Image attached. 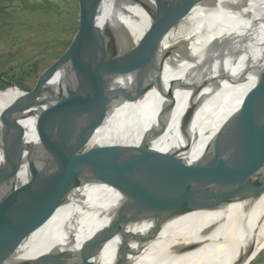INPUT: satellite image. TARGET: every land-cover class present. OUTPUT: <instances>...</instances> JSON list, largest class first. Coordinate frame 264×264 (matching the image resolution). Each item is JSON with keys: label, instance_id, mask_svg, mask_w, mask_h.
<instances>
[{"label": "bare ground", "instance_id": "bare-ground-1", "mask_svg": "<svg viewBox=\"0 0 264 264\" xmlns=\"http://www.w3.org/2000/svg\"><path fill=\"white\" fill-rule=\"evenodd\" d=\"M176 1L146 0L137 4L131 11L134 22L109 40L114 49L120 48L122 62L144 84L153 80L151 71L160 69L164 55L171 49L189 46L185 56L198 57L217 41L234 39L240 33H257L258 44L264 37V24L247 25L237 12L238 2L233 0H197L174 19L152 17L153 13L167 15ZM242 1L258 5L255 11L248 8L244 16L251 21L264 18V0ZM111 24L116 26L117 18ZM171 65L170 74L164 64L161 72V79L171 89L158 93L153 85L144 95L129 91L109 67H97L79 118L76 164L92 172L100 164L127 163L137 154L144 133L153 126L158 113L170 111L166 129H159L151 144L168 162L155 190L172 179L184 162L198 159L222 129L234 123H253L258 118L264 103V62L233 79L197 111L192 131L180 133V116L195 101L209 66L177 53ZM46 96L47 90L37 92L26 111H19L15 108L22 105L26 95L13 88L0 90V162L6 147L20 142L26 148L36 140L34 118ZM111 97L116 101L111 100V107L92 106ZM255 104L258 106L252 108ZM12 109L19 118L6 125L5 114ZM91 157L94 161L86 162ZM231 162L254 187H233L225 178L217 179L207 190L203 209L177 217L139 248L123 252L115 240L95 241L93 235L103 227L104 220H77L76 207L68 203L41 219L13 255L18 264H249L264 248V171L260 169L264 162L253 154ZM81 191V201L95 205L108 203L113 194L105 185L86 186ZM138 199L126 200V204Z\"/></svg>", "mask_w": 264, "mask_h": 264}, {"label": "water", "instance_id": "water-1", "mask_svg": "<svg viewBox=\"0 0 264 264\" xmlns=\"http://www.w3.org/2000/svg\"><path fill=\"white\" fill-rule=\"evenodd\" d=\"M143 1L146 0H102L85 20L67 53L37 89L26 92L11 82L7 83L8 87L26 95L22 105L15 108L24 111L41 87L54 77L46 89L45 103L34 118L36 140L26 148L18 142L2 152L0 264H18L13 255L17 246L41 219L68 203L76 207L77 220H104L103 227L93 235L95 241L107 243L115 240L119 250L125 252L156 237L177 217L203 209L207 190L217 179L225 178L233 187L255 186L236 170L231 161L253 154L264 162V103L256 121L234 123L222 129L205 146L198 159L184 162L172 179L155 190L152 189L168 162L165 155L151 144L159 129H166L170 111L158 113L153 126L144 133L137 154L132 155L127 163L100 164L92 172L76 164L77 129L84 95L97 76L98 66L109 67L129 91L144 95L153 85L158 93L171 89L170 84L161 79V72L163 64L168 74L172 72L174 53L198 64H207L209 68L202 77L197 97L183 110L177 125L180 133H188L193 129L197 111L205 103L246 69L264 62V37L258 44L257 33H237L235 35L239 37L217 41L208 52L198 57L185 56L184 52L190 51L189 46L184 50H169L160 69L151 71L149 76L153 80L144 84L122 62L124 54H120V48L114 49L109 42L111 37L123 33L134 22L131 11ZM196 1H176L167 15L153 13L152 17L156 20L174 19L186 13ZM233 1L238 2L237 12L247 25L264 24V18L251 21L244 16L248 8L251 7L252 11L258 8L254 2ZM114 17L118 21L116 26L111 24ZM153 67V64L149 65L151 70ZM111 100L115 101L111 97L92 106L111 107ZM15 112L12 109L5 114L6 125L19 118ZM92 161L91 157L86 162ZM260 169L264 171V168ZM97 185H105L113 191L108 203L95 205L81 201V189ZM221 196L226 195L222 193ZM134 197L140 199L127 205L126 200Z\"/></svg>", "mask_w": 264, "mask_h": 264}, {"label": "rangeland", "instance_id": "rangeland-1", "mask_svg": "<svg viewBox=\"0 0 264 264\" xmlns=\"http://www.w3.org/2000/svg\"><path fill=\"white\" fill-rule=\"evenodd\" d=\"M101 1L0 0L1 81L6 85L11 79L20 81L28 92L37 89ZM53 81L54 77L38 92L45 91ZM255 105L252 108L258 106ZM249 264H264V248Z\"/></svg>", "mask_w": 264, "mask_h": 264}, {"label": "trees", "instance_id": "trees-1", "mask_svg": "<svg viewBox=\"0 0 264 264\" xmlns=\"http://www.w3.org/2000/svg\"><path fill=\"white\" fill-rule=\"evenodd\" d=\"M0 11H1V10H0ZM33 65H35V64H33ZM34 67H35V66H34ZM11 82H12L13 84H15L19 89L28 92V90H27V89L21 84L20 81H17V80H13V79H11ZM5 88H6V89H9V87H8L4 82H2V81L0 80V90H3V91H4Z\"/></svg>", "mask_w": 264, "mask_h": 264}]
</instances>
